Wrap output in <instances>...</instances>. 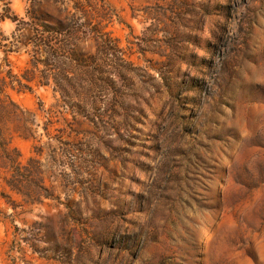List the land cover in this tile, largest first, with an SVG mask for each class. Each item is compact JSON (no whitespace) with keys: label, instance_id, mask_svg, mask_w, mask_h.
Masks as SVG:
<instances>
[{"label":"rangeland","instance_id":"rangeland-1","mask_svg":"<svg viewBox=\"0 0 264 264\" xmlns=\"http://www.w3.org/2000/svg\"><path fill=\"white\" fill-rule=\"evenodd\" d=\"M15 3L0 12L70 21L95 58L78 106L9 91L33 132L10 124L29 198L0 168V264H264V0Z\"/></svg>","mask_w":264,"mask_h":264},{"label":"trees","instance_id":"trees-1","mask_svg":"<svg viewBox=\"0 0 264 264\" xmlns=\"http://www.w3.org/2000/svg\"><path fill=\"white\" fill-rule=\"evenodd\" d=\"M27 14L29 20L20 18L10 8L0 12V22L7 19L18 22V32L14 31L12 38L0 34V48L5 53L4 63L0 64V168L10 171L6 182L24 195L27 193L23 191L26 184L23 178L30 170L19 161L21 155L18 150L10 147V124L15 123L14 130L26 137L32 135L33 130L26 112L12 99L9 91L26 92L33 89V84L38 87L52 86L64 103L78 106V103H73L78 102L80 91L90 90L91 83L87 82V78L95 58L92 53L79 48L80 27L75 29L70 21L54 17L46 11H29ZM74 17L77 22L83 20L81 26L91 22L87 11H75ZM83 32L89 40L94 29ZM28 45L32 47L29 49ZM25 47L30 54V67L22 74L14 73L8 55ZM5 66L8 68L5 69ZM33 160L31 157L29 162ZM22 167L24 173H20ZM16 173L20 174L19 181H16ZM26 196L29 198V194ZM24 201L29 202V199Z\"/></svg>","mask_w":264,"mask_h":264},{"label":"clouds","instance_id":"clouds-1","mask_svg":"<svg viewBox=\"0 0 264 264\" xmlns=\"http://www.w3.org/2000/svg\"><path fill=\"white\" fill-rule=\"evenodd\" d=\"M13 7L16 8L17 10L20 9V5L18 3H15V0H14ZM5 27H10V26L6 24Z\"/></svg>","mask_w":264,"mask_h":264}]
</instances>
